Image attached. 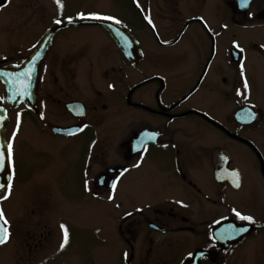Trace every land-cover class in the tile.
Wrapping results in <instances>:
<instances>
[{
  "label": "flooded vegetation",
  "instance_id": "obj_1",
  "mask_svg": "<svg viewBox=\"0 0 264 264\" xmlns=\"http://www.w3.org/2000/svg\"><path fill=\"white\" fill-rule=\"evenodd\" d=\"M55 1L0 5L7 43L37 33L25 50H1V66L21 65L56 29L39 62L33 108L25 100L12 107L0 79L8 144L7 135L13 150L25 142L29 115L31 131L87 145L83 189L112 205L117 236L128 245L124 264H182L197 251L202 264H264V0L246 7L241 0H128L130 26L114 0L112 8L86 11L125 30L115 34L100 23L49 24ZM249 112L255 119L246 122ZM15 181L13 168L4 192ZM40 182L38 189L50 187Z\"/></svg>",
  "mask_w": 264,
  "mask_h": 264
},
{
  "label": "rangeland",
  "instance_id": "obj_2",
  "mask_svg": "<svg viewBox=\"0 0 264 264\" xmlns=\"http://www.w3.org/2000/svg\"><path fill=\"white\" fill-rule=\"evenodd\" d=\"M114 1L123 7L121 21L130 26L133 21L130 19L129 22L128 0ZM110 2L111 0H61V6L56 0L47 17L48 23L91 19V12L86 11L99 6L112 8ZM21 23L33 26L38 24V20L29 21L25 18ZM82 29L100 34L95 26H84ZM26 30L21 29L19 33L27 32ZM76 30L78 29H70ZM0 32L6 33L3 29ZM36 36L37 33L34 32L25 34L20 43L15 44L11 40L7 43L0 34V51L8 47V52L25 50ZM1 57L0 54V60ZM23 121L27 123L30 132L25 142L17 141L14 146V189L0 194V206L5 207L4 212L12 225V239L0 251V264H3L4 259V264H29L40 251L42 253L33 264H124L123 250L127 244L123 237L117 236V228L112 219V205L105 206L83 189L87 179V174L83 173L87 145L60 138L53 142L35 129L30 130L34 127L36 118L28 115ZM19 122L20 111H12L11 128L18 127ZM6 137L12 143L8 135ZM110 148L116 150L115 145ZM106 160L113 163L116 156L107 153ZM39 181L41 185L46 184L44 181L50 183V187L43 189L42 186L38 189ZM52 183L56 186L54 191ZM59 213L61 217L58 218ZM62 225L69 233V241L64 247H61L64 241ZM40 240L42 245L37 247Z\"/></svg>",
  "mask_w": 264,
  "mask_h": 264
},
{
  "label": "water",
  "instance_id": "obj_3",
  "mask_svg": "<svg viewBox=\"0 0 264 264\" xmlns=\"http://www.w3.org/2000/svg\"><path fill=\"white\" fill-rule=\"evenodd\" d=\"M2 0H0V5ZM85 23H100L104 25L111 33L115 34L117 32L125 31L120 26L114 24L110 21H102V20H79V21H69L65 25L70 24H85ZM56 29L51 30L47 36L45 37L42 44L21 64V65H13V66H1L0 65V79L4 81L7 86V94L8 101L12 107H16L22 100H25L29 107H34V99H35V81L36 75L39 67V62L47 52L50 44L51 38L55 33ZM51 37V38H50ZM123 51L127 56L132 57L131 48L128 46H124L122 44ZM243 110V109H242ZM247 109L245 108L244 111ZM248 111V110H247ZM243 112V111H242ZM237 114V117L241 121H245L243 116L245 112ZM242 115V117H240ZM9 123V116L7 114L6 108L0 106V145L5 146V167L3 170H0V184H4L5 188L0 189V193H2L5 189H7V184L9 181L12 182L13 178V170H12V162L9 165L7 160V152L6 146L7 141L5 139V130ZM69 131V130H63ZM2 223V221H0ZM203 253L201 251L195 252V254L186 259L182 264H202Z\"/></svg>",
  "mask_w": 264,
  "mask_h": 264
},
{
  "label": "snow or ice",
  "instance_id": "obj_4",
  "mask_svg": "<svg viewBox=\"0 0 264 264\" xmlns=\"http://www.w3.org/2000/svg\"><path fill=\"white\" fill-rule=\"evenodd\" d=\"M58 4H61V0H57ZM250 3V0H241V4L242 6L246 7L248 4ZM62 6V4H61ZM96 19H108L111 20L113 19L112 17H94ZM57 24L60 23L59 20L56 21ZM116 23H120V21H116ZM242 51V50H241ZM247 81H245V88H247ZM247 121L246 122H251V120L255 119V114L254 113H247ZM149 139H152V137H149ZM5 146L4 145H0V170H3L5 167ZM6 152H7V160L9 162V165H11L12 162V156H13V146L11 143L7 144L6 146ZM237 176V180L235 182V186L239 187V174L236 173L235 174ZM5 188L4 184H0V189ZM12 188V184L11 181H9V183L7 184V189L11 190ZM113 188H115V184H113ZM4 199H7V197H4ZM237 216L240 217L243 220H247V221H252V217L250 216H241L240 213H237ZM0 221H2V223H0V245L5 244L8 242V240L10 239L11 233L9 231L8 228V221L5 217L4 211L2 208H0ZM64 229V241L63 244L61 245V247H64L65 245H67L68 241H69V233L68 230L62 225L61 226ZM242 231H246V229L242 230Z\"/></svg>",
  "mask_w": 264,
  "mask_h": 264
}]
</instances>
